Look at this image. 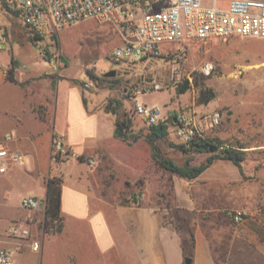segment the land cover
<instances>
[{"label":"crops","instance_id":"0c3cea01","mask_svg":"<svg viewBox=\"0 0 264 264\" xmlns=\"http://www.w3.org/2000/svg\"><path fill=\"white\" fill-rule=\"evenodd\" d=\"M81 72V64L62 54L60 71L46 79L42 94L37 87H22V79L6 81L5 71L0 73V128L6 127L0 141L13 133L9 146L28 159L26 168L12 167L0 178L7 181L18 174L36 183L21 200L27 195L47 197L45 175L60 179L61 187L62 229L43 230L35 240L38 249L33 243L19 247L14 264H185L188 254L192 264H264V256L255 255L264 253V243L253 224L229 222L233 210L254 215L251 188L261 181L254 171L258 167L252 164L242 172L233 162L218 160L196 178L171 173L170 198L149 193L146 179L135 200L123 201L118 194L134 169L130 147L141 138L125 141L115 136L117 115L105 109L109 95L101 97L99 87L85 89ZM235 133L221 132L218 137L224 140ZM54 136L63 137L77 157L50 163L46 174L42 161L50 155ZM235 145L254 149L241 142ZM198 153L192 154V162ZM200 154L205 159L210 155ZM91 159L96 164H90ZM121 163L129 166L127 173H121ZM3 200L0 208L7 204ZM23 209L11 222L32 231L22 218L32 211Z\"/></svg>","mask_w":264,"mask_h":264},{"label":"rangeland","instance_id":"374dc122","mask_svg":"<svg viewBox=\"0 0 264 264\" xmlns=\"http://www.w3.org/2000/svg\"><path fill=\"white\" fill-rule=\"evenodd\" d=\"M0 30L6 33L3 50L0 53V73L5 71V79L10 81L8 74L14 67L16 79L14 83H18L17 78H20L23 80L22 87L27 85L37 87L38 92L42 94L47 88L46 79L56 77L60 66L55 68L48 62L40 46L32 39L31 31L14 13L0 12ZM58 39L61 40V43L58 42L61 53L82 65L80 76L82 81L90 79L91 71L108 78L106 81L94 79L97 87L100 88V96L109 95L107 99L121 100L123 110L133 119L134 131L141 135V139L130 147L134 169L128 176L127 183L124 182L123 192L118 194L120 198H124L123 201L129 203L135 200V197L144 191L146 179H148L149 193L155 195L156 192L157 195L163 194L168 198L173 195L172 174L153 157V149L148 137L150 125L134 113L137 98L143 104L161 105L165 116H171L172 111L190 108L208 113L221 110L224 113L223 122L217 128L207 130L205 136L218 137L221 132L232 133L237 130L235 135L224 140L231 144L241 142L254 146V149L247 151L243 167L249 169L252 164L254 168L258 167L254 171L257 179L261 181H257L259 183L251 188L254 194L255 213L251 215L245 210H239L245 212L241 222L253 224L254 231L264 243V38L235 35L194 42L188 57L192 80H188L190 86L184 93H180L179 88L187 80L180 82L178 86L174 85L173 64L168 60L163 58L136 61L113 60L112 52L119 41L116 30L111 24L86 20L62 30ZM46 42L42 43L43 47H46ZM206 61H212L217 66L210 75H205L200 70L201 65ZM111 70H117V73L114 76H105ZM111 84L115 86L112 87ZM138 88H143V94L135 92ZM205 88L214 90L216 96L209 103H200L201 92ZM87 90L97 91L98 89ZM1 97L0 99H3ZM4 128L6 127H1L0 132ZM173 130L171 128L170 132L173 133ZM177 143L181 142L170 134L164 139L155 141L154 147L160 155L182 164L188 155L173 146ZM52 150L50 155H45L42 161V170L46 174L51 166L49 164L57 163L52 159ZM123 155L124 153L120 154L121 158ZM204 159L205 155L198 153L192 163L200 164ZM120 165L121 173H127L129 166L122 163ZM27 166L28 162L25 166L18 167L26 168ZM143 169L146 170L145 173ZM28 172L35 173L34 170ZM115 175L119 174L116 172ZM44 178L46 184L51 180V177L46 175ZM5 180L0 178V205L3 199L7 202L6 206L0 208V246H14L21 249L24 244L34 243L36 239H39V234L43 230L54 228L51 227L52 222L46 216V210H30L32 213L22 217L30 224L32 231L29 235L21 237L11 234L10 227L13 223L11 220L19 218L24 212V209L20 207L21 197L24 193L35 190L33 185L36 183L28 176L18 174L12 179ZM236 211L233 210L230 215L229 222L233 225L239 223L232 216ZM185 228L188 233L191 232L188 225H185ZM12 241L15 243H11ZM255 255L261 258L264 253L255 252Z\"/></svg>","mask_w":264,"mask_h":264},{"label":"built area","instance_id":"2783aa9c","mask_svg":"<svg viewBox=\"0 0 264 264\" xmlns=\"http://www.w3.org/2000/svg\"><path fill=\"white\" fill-rule=\"evenodd\" d=\"M14 13L33 35L42 54L53 67L60 66L62 53L58 48V36L62 30L86 20H95L114 26L119 44L112 52L116 61H136L163 58L172 62L174 85L192 80L188 57L196 41L227 38L235 35L264 38V0H0V12ZM6 38L0 30V53ZM46 42V47L42 46ZM217 66L212 61L204 62L200 70L210 75ZM2 78L0 77V83ZM86 89L96 88L94 79L83 81ZM143 94V88L135 91ZM135 115L149 125L168 122L159 104H143L136 99ZM177 121L172 128L181 143H191L205 136L207 130L217 128L224 120L221 110L198 112L192 108L177 110L171 115ZM13 133H7L0 141V174L12 167L25 166L27 155L9 144ZM77 157L75 150L61 136H54L52 159L63 162ZM90 164H96L95 159ZM46 198L27 195L21 205L29 210H46ZM245 212L233 213L236 222H241ZM10 233L27 236L30 230L12 224ZM34 249L39 242L33 243ZM18 247L0 246V264H14Z\"/></svg>","mask_w":264,"mask_h":264},{"label":"trees","instance_id":"16d2710c","mask_svg":"<svg viewBox=\"0 0 264 264\" xmlns=\"http://www.w3.org/2000/svg\"><path fill=\"white\" fill-rule=\"evenodd\" d=\"M33 40H37L38 36L32 35ZM15 62V61H14ZM16 63V62H15ZM91 76L100 81H106L108 78L101 77L94 72H90ZM205 78V76H204ZM8 80L16 82L14 78V67H12L8 74ZM115 82V80H113ZM112 87L115 84H111ZM189 81L187 80L180 88L179 92L184 93L189 88ZM216 93L211 88H205L201 92L200 103H209L213 98H215ZM105 109L107 111H112L116 113V128L115 136L125 141H137L141 138V135L136 133L133 128V119L127 112L123 110V102L117 98H110L107 100ZM174 122L173 118L169 116L168 122L160 123L157 125L149 126V141L154 148V159L159 163L164 169L172 174H177L179 176L196 178L208 167L214 164L218 160L231 161L236 164L243 172V162L247 158V151L244 146L235 145L227 143L225 140L219 137L213 136H200L193 140L191 143H179L173 144L175 147L185 152L188 156L182 164L176 163L173 159L164 157L160 155L157 149L154 147V142L160 139L166 138L172 128ZM206 152L210 155L208 158L199 165L192 164V153ZM81 157V156H80ZM83 158V156L81 157ZM46 216L52 222L51 227L54 231H60L62 229V218L60 215L61 208V187L60 179L53 178L48 181V192L46 197ZM57 224H56V223ZM191 237L193 239L194 234L191 231ZM187 257H191L188 254Z\"/></svg>","mask_w":264,"mask_h":264},{"label":"water","instance_id":"95a60500","mask_svg":"<svg viewBox=\"0 0 264 264\" xmlns=\"http://www.w3.org/2000/svg\"><path fill=\"white\" fill-rule=\"evenodd\" d=\"M116 73H117V70H111V71L107 72L105 74V76H114ZM174 114H175V111H172L171 115H174ZM176 121H177V119H176V117H174V122H176ZM192 262H193L192 257H186L185 258V264H192Z\"/></svg>","mask_w":264,"mask_h":264}]
</instances>
